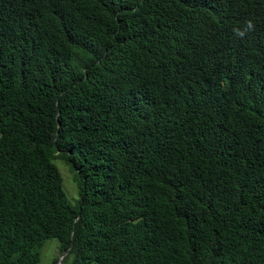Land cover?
Wrapping results in <instances>:
<instances>
[{
    "label": "trees",
    "instance_id": "trees-1",
    "mask_svg": "<svg viewBox=\"0 0 264 264\" xmlns=\"http://www.w3.org/2000/svg\"><path fill=\"white\" fill-rule=\"evenodd\" d=\"M49 239L264 264V0H0V264Z\"/></svg>",
    "mask_w": 264,
    "mask_h": 264
},
{
    "label": "rangeland",
    "instance_id": "rangeland-1",
    "mask_svg": "<svg viewBox=\"0 0 264 264\" xmlns=\"http://www.w3.org/2000/svg\"><path fill=\"white\" fill-rule=\"evenodd\" d=\"M55 164L60 170L63 178V188L69 200H71L70 197L76 198L77 188L73 183V175L69 167L59 159L55 160ZM61 256L62 252L59 249L58 242L55 241V239H49L41 249V259L39 264H52L54 258L59 260Z\"/></svg>",
    "mask_w": 264,
    "mask_h": 264
},
{
    "label": "water",
    "instance_id": "water-1",
    "mask_svg": "<svg viewBox=\"0 0 264 264\" xmlns=\"http://www.w3.org/2000/svg\"><path fill=\"white\" fill-rule=\"evenodd\" d=\"M62 256H63V255H62ZM62 256L60 257L58 264H60V262H61V259H62Z\"/></svg>",
    "mask_w": 264,
    "mask_h": 264
}]
</instances>
